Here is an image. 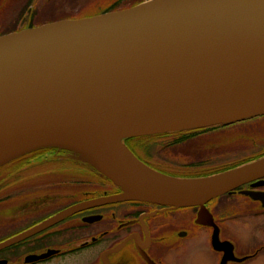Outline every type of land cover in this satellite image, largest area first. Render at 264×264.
Segmentation results:
<instances>
[{
    "label": "water",
    "instance_id": "water-1",
    "mask_svg": "<svg viewBox=\"0 0 264 264\" xmlns=\"http://www.w3.org/2000/svg\"><path fill=\"white\" fill-rule=\"evenodd\" d=\"M262 115L264 0H149L0 37V168L57 150L123 190L109 202L201 206L203 216L206 203L264 178V157L180 179L149 168L125 140ZM101 202L62 212L0 250Z\"/></svg>",
    "mask_w": 264,
    "mask_h": 264
},
{
    "label": "flooded vegetation",
    "instance_id": "flooded-vegetation-1",
    "mask_svg": "<svg viewBox=\"0 0 264 264\" xmlns=\"http://www.w3.org/2000/svg\"><path fill=\"white\" fill-rule=\"evenodd\" d=\"M34 10L32 5L19 22L15 21L17 27L11 30L41 26L35 24ZM202 133L197 132V138ZM175 136L178 135L145 136L125 140L124 144L149 168L181 179L174 176L180 174V169L170 171L167 161L150 154V147L160 139L172 140L165 142L166 148L177 146L173 144L180 139ZM261 144L260 149L264 142ZM61 154L57 150L44 152L34 158L36 161L32 165L23 166L26 171L0 174V182L3 180L7 187L53 178L45 187H37V191L32 188L14 193V188L6 186L0 189V195L3 194L0 198V244L71 208L97 200L103 202L82 207L58 224L0 250V264H71L73 259H77V264H185L193 248L196 251L203 248L201 254L197 253L199 264H219L224 252L216 247L224 243L229 244L234 258L230 264H264V178L210 201L204 211L212 220L206 215L208 219L200 222L198 214L202 209L198 207L187 208L184 214L182 209L144 201L109 202V197L123 190L83 166H77L81 169L77 174L59 176V167L75 168L70 161L60 158ZM262 155L255 152L244 162L229 163L223 169L243 166L263 158ZM53 166L57 171H33ZM90 175L97 179L93 180ZM65 185L72 191L60 193V189L54 187ZM49 197H52L51 202L42 203ZM35 199H39L38 204L33 203ZM4 211L9 215H4ZM241 221L245 223L237 224ZM202 232L205 237H200Z\"/></svg>",
    "mask_w": 264,
    "mask_h": 264
},
{
    "label": "rangeland",
    "instance_id": "rangeland-1",
    "mask_svg": "<svg viewBox=\"0 0 264 264\" xmlns=\"http://www.w3.org/2000/svg\"><path fill=\"white\" fill-rule=\"evenodd\" d=\"M30 1L31 0H0V32L17 27L15 21L21 17L25 7H28L30 4ZM113 1L114 0H38L35 5L37 11L36 16H34V19L36 18L35 24H41L46 20L56 21L64 17H71L74 19L84 18L94 14V12L100 11V8L102 9L103 6L111 4ZM141 1L145 0H127V3H124L125 5L120 8L130 7L133 3ZM91 9H95V11ZM166 141L172 142L171 139H160L156 141L155 144L152 145L153 148L150 147V154L155 155L158 159L167 161L170 166L168 167L170 171H174V168L180 169V174L174 176H180L181 178L188 176L203 177L207 175V172L221 170L226 165H229V163H242L255 152L264 154V147L261 149L258 148L262 145L261 143L264 142V115L229 125H222L218 129L202 133L198 138L180 146L166 148L164 146ZM19 164L20 163H8L0 171L7 173H21L22 171H26L22 169ZM54 169H56L54 166L52 168L39 167L33 169V171L44 173L45 170L53 171ZM55 171H57V169ZM40 180L41 179H38L31 183L23 184L22 186H16V184H14L11 187H7L6 184V187L14 188V193L17 190H30L32 188H36L35 191H37V187H45V184L53 180V178ZM58 181L59 180H57V183ZM54 187L60 189V193H65L62 190L72 191V189L66 185ZM1 193H3V191ZM1 196H3V194L0 195V198H2ZM51 199L52 197L44 198L42 203L46 200L51 202ZM3 200L4 199H2V201ZM33 203L38 204L39 199L33 200ZM29 205L32 206L33 204L29 203ZM185 209H182L184 214ZM6 214L9 215L8 212L4 211V215ZM203 218L205 219L206 216L203 215ZM1 223L2 222H0V224ZM240 223H245V221H241L237 224ZM196 229L197 228H194V230ZM199 235L200 237H205L203 232ZM216 249L224 252L223 256L220 258L219 264H230V262L234 260L228 243L217 246ZM202 251L203 248L197 251L193 248L190 254L187 255L185 264H199L197 262V253L201 254ZM77 262V259H73L71 264H77Z\"/></svg>",
    "mask_w": 264,
    "mask_h": 264
},
{
    "label": "trees",
    "instance_id": "trees-1",
    "mask_svg": "<svg viewBox=\"0 0 264 264\" xmlns=\"http://www.w3.org/2000/svg\"><path fill=\"white\" fill-rule=\"evenodd\" d=\"M142 2V1H141ZM124 3H127V0H114L111 4H108V5H105V6H103L102 7V9L100 8V11H97V12H94V14L95 15H100V14H103V13H109V12H114V11H117V10H120V9H124V8H120L121 6H124L125 4ZM138 3H140V2H138ZM137 2L136 3H133L132 5H136V4H138ZM32 5H34L35 6V2L33 1V0H31L30 1V4L28 5V7L26 6L25 7V10H24V14L26 13V11L29 9V8H31V6ZM96 7V6H95ZM126 8H128V7H126ZM91 10H93V11H95V9H91ZM90 10V11H91ZM22 13V15H21V17H23V14ZM36 14H37V11H36V9L34 10V16H36ZM94 14H92L93 16H95ZM91 15V16H92ZM21 17H19L18 19H17V21L19 22L20 21V19H21ZM36 19V18H35ZM34 19V20H35ZM17 22V23H18ZM45 22H47V20L45 21ZM45 22H43L42 24H44ZM2 33H5V31H2V32H0V36L1 35H3ZM196 133L197 132H190V133H188V134H185V135H183V136H181V137H176L177 139H180V140H178L177 142H175L173 145H177V146H180V145H182V144H185L186 142H188V141H190V140H192V139H196L197 138V135H196ZM43 151H46V150H39V151H35V152H32V153H30V154H27V155H25V156H22V157H20V158H18V159H16V160H14V161H12L11 163H20L19 165L23 168V166H25V165H32L36 160L34 159L36 156H40V154H42V152ZM71 162V161H70ZM71 165H73L75 168H68V166H61V167H59V176H66V177H69V175H72V173L73 172H75L76 174L78 173V172H80V170L81 169H79V167H77L78 166V164H75V163H70ZM4 167V166H3ZM2 167V168H3ZM2 168H0V170L2 169ZM56 170V169H55ZM69 170V171H68ZM89 170V169H88ZM90 171V170H89ZM48 172H50L49 170L48 171H46L45 170V172L44 173H48ZM1 173H4V172H2V171H0V174ZM7 172H5L4 174H6ZM3 174V175H4ZM21 176V175H20ZM77 176V175H76ZM91 176V178L94 180V179H97L95 176H92V175H90ZM73 179V178H72ZM69 182H73L72 180H70ZM4 186H6L5 185V183H4V181L2 180V182H0V189H2V188H4ZM0 202H1V200H0Z\"/></svg>",
    "mask_w": 264,
    "mask_h": 264
}]
</instances>
